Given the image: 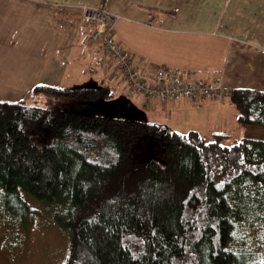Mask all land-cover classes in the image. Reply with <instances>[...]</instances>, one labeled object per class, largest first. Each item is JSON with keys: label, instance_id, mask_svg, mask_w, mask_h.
<instances>
[{"label": "trees", "instance_id": "16d2710c", "mask_svg": "<svg viewBox=\"0 0 264 264\" xmlns=\"http://www.w3.org/2000/svg\"><path fill=\"white\" fill-rule=\"evenodd\" d=\"M33 91L87 109L115 93L108 84ZM230 95L240 125L264 127L263 91ZM227 136L1 99L0 192L63 207L65 264H264L230 247L233 193L250 186L264 197V139L224 145ZM139 140L155 158L135 160Z\"/></svg>", "mask_w": 264, "mask_h": 264}, {"label": "crops", "instance_id": "0c3cea01", "mask_svg": "<svg viewBox=\"0 0 264 264\" xmlns=\"http://www.w3.org/2000/svg\"><path fill=\"white\" fill-rule=\"evenodd\" d=\"M86 5L119 15L113 34L134 53L144 77H152L156 65H167L190 70L205 84L218 80L229 93L264 92V0H0V100L32 97L37 85L108 84L125 91L109 65L86 72L99 58V45L84 43L92 28L81 21ZM230 97L222 102L180 96L168 104L143 96L134 100L149 121L167 130H195L205 139L226 133L234 142L264 139L262 128H236Z\"/></svg>", "mask_w": 264, "mask_h": 264}, {"label": "rangeland", "instance_id": "374dc122", "mask_svg": "<svg viewBox=\"0 0 264 264\" xmlns=\"http://www.w3.org/2000/svg\"><path fill=\"white\" fill-rule=\"evenodd\" d=\"M68 80L74 79L69 76ZM138 96L130 97L124 90H118L112 98L104 99L90 109L79 107L78 100L37 93L17 102L87 111L111 118L149 121L147 111L134 100ZM247 127L238 124L236 128L245 130ZM256 128L264 130V127ZM233 140L225 138L223 144H233ZM206 141L213 140L207 137ZM132 155L139 162L156 156L154 147L145 140L135 143ZM233 195H236L233 204L236 229L230 247L233 251L245 253L249 261L264 262V197L258 188L250 186H244ZM13 198L0 192V264H65L70 238L67 230L58 224L64 217L63 207L56 202L37 200L29 193L17 195L20 203Z\"/></svg>", "mask_w": 264, "mask_h": 264}, {"label": "built area", "instance_id": "2783aa9c", "mask_svg": "<svg viewBox=\"0 0 264 264\" xmlns=\"http://www.w3.org/2000/svg\"><path fill=\"white\" fill-rule=\"evenodd\" d=\"M81 21L90 24L91 30L84 40L85 45H99V58L87 67V73H95L100 65H109L122 79L123 88L128 96L140 95L159 98L163 104L174 103L180 96L201 100L222 101L230 93L218 80L209 84L196 80L190 70L173 69L165 65H156L152 77H144L135 64V55L126 46L120 44L113 34L114 22L119 15L105 8L82 6ZM152 24L154 23L151 22Z\"/></svg>", "mask_w": 264, "mask_h": 264}]
</instances>
